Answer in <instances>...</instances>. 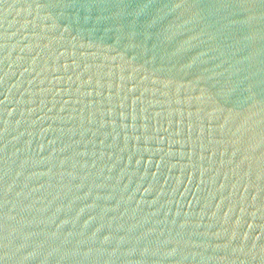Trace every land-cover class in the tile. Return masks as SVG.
<instances>
[{
	"label": "water",
	"instance_id": "95a60500",
	"mask_svg": "<svg viewBox=\"0 0 264 264\" xmlns=\"http://www.w3.org/2000/svg\"><path fill=\"white\" fill-rule=\"evenodd\" d=\"M0 264H264V0H0Z\"/></svg>",
	"mask_w": 264,
	"mask_h": 264
}]
</instances>
